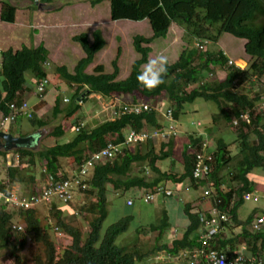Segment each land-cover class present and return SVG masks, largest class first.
Returning a JSON list of instances; mask_svg holds the SVG:
<instances>
[{
	"label": "trees",
	"instance_id": "1",
	"mask_svg": "<svg viewBox=\"0 0 264 264\" xmlns=\"http://www.w3.org/2000/svg\"><path fill=\"white\" fill-rule=\"evenodd\" d=\"M33 7L44 3L45 0H28ZM38 1V2H37ZM49 1V0H46ZM101 0H91L95 5ZM110 6V20L141 22L146 20L151 28L152 35L133 37V48L139 57L134 60L128 75L117 79L119 67L112 61L113 71L105 73L103 65H97L93 72H87V66L94 61L98 51L105 47V40L99 30L93 32V41L89 43L86 34L73 37V42L81 47L84 56L80 58L70 72L64 66H58L56 73L69 85L75 86L74 97L86 99L91 94L101 97L112 95L128 96L122 100L123 107H129L137 102L148 104L149 109L139 114L122 113L119 108L113 119H106L94 126H80L68 141L55 143L44 148H18L14 152L19 156L18 166L7 167V179L10 184L32 183L34 181V166L39 161L44 173L43 181L48 174L54 179L69 178L70 173L62 169V160L75 164V170L88 160L91 154L108 143H121L127 129L141 131L156 129L160 132L168 129L167 115L171 111L172 118L178 123L186 104L197 98L212 102L220 114V120L232 125L235 119L249 113L250 123L240 122L237 127L236 139L239 142V151L236 156L230 179L222 174L232 156L227 149L223 138L216 140L215 148L209 153L212 171L207 180H201L200 185L209 181V191L212 205L220 212H227L232 223L242 226L241 235L251 238L253 244L260 241L264 247V232L252 234L247 229L251 216L244 222H238L237 209L243 203L242 193L252 190L255 181L249 177L254 168H264V114L261 111V96L259 91H253L264 75V0H108ZM17 6L1 1L0 21L12 24L15 22ZM185 30L190 46L184 48L179 58L169 64L168 76L165 83L154 90H147L137 81L141 65L148 60L151 47L148 45L155 39L165 38L172 26ZM229 33L244 39V52L249 55L251 62L248 67L241 68L228 58L222 49L209 51L200 44L217 42L220 34ZM198 43L196 46L195 44ZM207 45V44H206ZM48 50L42 45L34 48L21 46L18 50L9 48L1 52L0 63V115H8L9 103L23 98L26 90L25 71H31L36 81L47 78L45 63L48 61ZM219 70L224 77H215ZM210 73V80H203L204 73ZM197 84V85H196ZM245 84L250 89L245 88ZM192 85H194L192 87ZM252 92V93H251ZM78 95V96H77ZM83 95V96H81ZM167 98L170 105H166V112L160 113L159 103ZM63 97L56 95L53 105V114L60 113V103ZM64 101V100H63ZM69 101V99L67 100ZM65 101V102H67ZM41 104V102H40ZM36 105V110H38ZM80 109L76 100L73 108L65 111V117H71ZM167 120V123L165 121ZM30 121L42 128L44 120ZM14 123V122H13ZM213 123L217 120L213 119ZM77 124V122L75 123ZM12 133L10 130L8 131ZM212 128L203 133H191L190 142L183 151L182 170L176 172L163 170L156 165L159 160L170 158L174 151L175 137L159 138V148L151 144L149 139L142 142H132L121 147L111 160L96 163L86 177L83 194L88 197L87 203L81 207L89 224V230L84 232L76 223L68 221L58 202L50 206L42 204L43 209H18L11 211L6 206H0V255L9 257L14 264H157L155 256L159 253L170 255L181 251L194 250L201 245L197 232L203 229L201 214L192 212V205L185 204L184 210L189 224L182 237L173 239L170 243H158L159 236L169 225L165 209H162L157 222L149 224L147 229L156 230L157 235L151 244L135 243L129 246H119L116 239L130 226V215L121 217L103 230V222L107 217V194L109 186L114 191L125 192L130 188L142 189L144 192H153L157 186L167 188L171 181L175 190H180L186 182L190 186H197L193 169L197 152L201 151L204 135L209 138ZM210 133V134H209ZM63 134L61 125L48 131L49 137H59ZM253 136V140H250ZM211 148V147H210ZM210 148L208 150H210ZM7 154L0 149V155ZM139 164H145L151 175L138 174L133 169ZM145 167V168H146ZM42 173V174H43ZM237 181V187L230 181ZM7 182V183H8ZM228 183L223 186V183ZM259 184V183H258ZM6 185L0 182V188ZM264 188V184H259ZM262 188V189H263ZM164 195H172L171 194ZM58 203V204H57ZM57 204V205H56ZM207 218H211L205 212ZM18 220L22 229L13 228V221ZM229 224L223 222L222 225ZM141 229V228H140ZM54 231L58 235L68 237L70 244H59L54 239ZM139 230L136 229V233ZM229 242V243H228ZM231 239H223L216 234L210 244L224 251L228 258L235 253L224 250ZM233 248L230 247V250ZM184 259H190L189 256ZM196 264H206L203 258H198Z\"/></svg>",
	"mask_w": 264,
	"mask_h": 264
},
{
	"label": "rangeland",
	"instance_id": "2",
	"mask_svg": "<svg viewBox=\"0 0 264 264\" xmlns=\"http://www.w3.org/2000/svg\"><path fill=\"white\" fill-rule=\"evenodd\" d=\"M8 1L17 6L16 23L15 24H0V62H1V50L6 51L9 48L13 50H18L21 46H26L29 48L36 47V35L39 34V38L44 41V46L50 51L53 52L52 59L49 61L48 65H45V70L48 74L47 79L49 84L46 88V91L41 99L33 93L25 92L26 99L29 101L34 108V118L39 120H44L46 125L40 130L36 131L39 128L37 125H34L30 119L19 118L14 123L5 124L0 126L2 131H11L14 135L25 136L29 134H34L37 132L41 133V138L38 145L33 147L34 149L44 148L45 146H51L55 143H63L72 138L75 132L76 126H94L96 123H99L106 119L114 118L115 112L123 107L122 100L127 101L130 98L128 96H118L121 100H115L116 96L112 95L110 97H96L89 95L86 99H81L80 109L73 114L71 117H65V111L69 108H73L77 98L74 97L75 86L65 83L59 75L56 73V68L58 66H64L68 71L73 72V68L76 65L77 61L84 56V52L78 44L73 42V37L86 34L89 43L93 41V32L99 30L104 38L106 44L103 49L98 51L95 55L94 61L87 66V72H93V68L97 65H103L105 73H111L113 71L112 61L115 60L117 66L119 67V73L116 77L117 79L125 78L129 71L130 66L135 59L139 57L138 53L133 48V37L137 35H142L145 37H150L152 35L151 28L146 20L141 22H131L128 20L121 21H111L110 20V6L108 0H101L99 3L92 5L91 0H49L44 1L48 3L46 9L51 7L52 9L57 8L56 12L46 13L45 16H40L38 18L42 26V29H29V16L25 19V15H28L29 4H32L28 0H0ZM82 1V2H81ZM78 2H80L78 4ZM92 5L93 7H91ZM60 8V9H59ZM35 21L36 25L38 23ZM24 25L25 28L21 27ZM245 40L235 37L229 33H222L219 36L217 42L204 43L209 51H215L217 49H222L226 52L228 58H230L233 63L239 65L241 68L248 67L251 59L249 55L244 52L243 44ZM207 44V45H206ZM151 47V51L148 54V59L150 57H156L158 55H165L169 58L170 63H174L184 50L190 46L188 38L185 35V30L178 26H172L169 29V32L165 38L155 39L152 43L148 44ZM60 50V53L58 51ZM204 74L203 80H210L211 76L208 72ZM26 84L31 83L35 85L36 79L31 71H25L24 73ZM215 77L222 79L224 73L217 70L215 72ZM197 85V84H196ZM194 85H192L193 87ZM250 89L249 86L245 84V88ZM31 89V88H30ZM253 91H259L262 95L264 94V75L260 78L258 83L252 88ZM31 92V90H30ZM252 93V92H251ZM24 95V94H23ZM24 95V96H25ZM56 95L61 97H68L69 101H61L60 108L62 111L53 114V105ZM78 96V95H77ZM83 96V95H81ZM41 99V100H39ZM39 100V101H38ZM36 101L37 104H33ZM79 101V100H78ZM41 102V104H40ZM158 109L160 113L166 112V105H170V102L167 98H164L162 103H159ZM36 105H38V110H36ZM213 119L217 120V123H213ZM220 114L216 108V105L212 102L203 100L202 98L195 99L192 103H187L185 111L181 114L180 120L177 125L178 134L175 137L174 151L170 158L159 160L156 162V165L159 168L164 170L180 171L183 167V151L186 148V145L189 144L190 139L189 135L191 133H203L208 128H212V135H209V144L212 151L215 148L216 140L218 138H223L227 143V149L230 151V159L227 163V167L224 169L222 174L228 180L230 179V172L233 171L235 158L239 151V142L236 139L238 130L236 127L225 124L220 120ZM77 122V124H75ZM167 123V120L165 121ZM62 124V125H61ZM57 125H61L64 129L63 134L59 137H49L48 131L54 128ZM210 134V133H209ZM250 140H253V136H250ZM151 144H155L156 149L159 148V141L151 140ZM209 152V151H208ZM17 153L8 151L5 155H0V182L8 185L11 191L17 195L25 194L29 192L36 185L39 186V183L43 181L44 173L41 171L42 167L37 161L35 164L34 172V181L32 183L24 184L13 182L10 184L7 179V167L18 166L20 164L19 156ZM63 164V171L70 173L75 164L70 162L68 163L65 160L61 159ZM145 164H139L135 166L133 171L138 174H143V171L147 172L148 175H151L149 168H145ZM65 168V169H64ZM43 173V174H42ZM249 177L258 182L259 184L264 183V168H254L249 174ZM8 182V183H7ZM200 185L199 191H195V195H204L206 202L202 208L211 207L210 198L211 194L207 193L211 188L210 182ZM228 183H223V186H226ZM231 185L237 187V181H230ZM189 185L188 182L184 186ZM192 185L191 187H193ZM198 186V185H197ZM173 188L175 190L174 184L169 181L167 188ZM110 193L107 194V217L103 222V230L110 224L114 223L121 217L130 215L131 221L128 229L119 235L116 239V243L119 246H129L135 243H141V245L151 244L155 237V232L149 231L146 227H143L142 231L136 233L135 227L140 224L146 226L148 224H153L160 216V211L162 208L165 209L167 204L175 203L183 210L184 200H188L184 193H180L179 197L182 199H177L178 197L173 195H166L164 202L160 194H153V198L150 200L144 199V196L137 197L133 199V205H126L125 200L127 197L132 196V194H127L126 192H117L108 187ZM184 188V187H183ZM142 190V189H141ZM82 189H76V193L71 200V202L64 204H59L63 210L64 217L68 221L76 223L84 232L89 230L88 221L85 218L84 212L81 211V207L87 203L88 197L83 194ZM134 197V196H133ZM184 198V199H183ZM263 204V200L260 199V202H253V198L243 200V203L238 208L239 219L244 220L251 216L250 211L254 206ZM48 204V206H50ZM9 207V206H8ZM41 211L43 206H36ZM11 211L15 208L9 207ZM250 213V215H249ZM249 215V216H248ZM186 219V218H185ZM18 220L13 221V225H18ZM227 222L231 223L230 220ZM225 227V225H223ZM181 231H185L184 227L179 226ZM224 229V228H223ZM141 230V229H140ZM54 239L59 244H70L68 237L58 235L54 231ZM11 261L9 257L0 255V264H8Z\"/></svg>",
	"mask_w": 264,
	"mask_h": 264
},
{
	"label": "built area",
	"instance_id": "3",
	"mask_svg": "<svg viewBox=\"0 0 264 264\" xmlns=\"http://www.w3.org/2000/svg\"><path fill=\"white\" fill-rule=\"evenodd\" d=\"M196 46L198 43L195 44ZM200 48H203V44H200ZM233 63V62H232ZM46 65L49 63L46 62ZM49 84L47 78L41 79L36 82L35 85L31 86L33 93L42 99L46 88ZM63 100L67 101L68 97H63ZM81 101V98H79ZM260 109L264 114V95L261 96V105ZM149 109L148 104L144 102H137L135 104L129 105V107H122V113H132L139 114L142 111H147ZM34 108L33 105L29 103L26 98H22L19 101H12L9 103V113L8 115H1L0 117V126L5 124H11L19 118L32 119L34 117ZM114 115H117L115 112ZM115 117V116H114ZM168 129L160 132L159 130L152 129H143L141 131H136L133 129H127L124 141L121 143H108L105 147L98 149L93 152L88 160L81 164L78 169H76L69 178L64 179H54V177L48 174L45 178V181L39 183L40 187L36 185L29 192L25 194H14L6 185L3 189L0 188V206H6L7 208L18 209H33L36 206L42 204H50L52 202H59L67 204L73 199L76 189L86 187V177H88L90 171L93 169L94 164L102 163L107 160H111L118 153H122V145L129 144L135 141L142 142L144 140H157L159 138L168 139L172 135H176L178 132V127L172 118L171 111L167 115ZM240 122L246 124L250 123L249 113H245L235 119L232 122L233 127H238ZM80 126H76L75 130H78ZM204 141L201 145V151L197 152L196 162L193 169L194 179L197 180L198 185H200L201 180H207L212 171V163L209 158V153H211L209 138L204 135ZM209 151V152H208ZM17 155V154H16ZM18 156V155H17ZM207 182V181H206ZM209 183V182H208ZM211 184V183H210ZM5 185V184H4ZM209 190L208 188H206ZM171 194L173 190L165 188L163 186H157L154 188L153 192L144 193V199L150 200L153 198V194L157 193ZM261 193L258 192V189L245 190L242 193L243 200L253 198V202H258L261 198ZM262 194L264 195V188L262 189ZM141 196V197H142ZM128 204H131V199L128 200ZM9 206V207H8ZM211 218H207L205 215H201V221L203 222V229L200 235L201 245L194 250L181 251L179 254L170 255L168 253H159L155 256L156 260H163L167 258H174L178 260L180 264H196L198 258H203L206 261V264H216L221 257H224V264H264V257L259 259H250L245 257L241 253H235L231 258H228L227 254L215 248L210 244L211 240L216 234L221 231L224 226L223 222H227L230 218L227 212H220L215 207L212 208L210 212ZM23 225H13V228L22 229ZM251 231L255 233L264 232V212L255 214L253 219L249 223ZM189 256L190 259H184V257Z\"/></svg>",
	"mask_w": 264,
	"mask_h": 264
},
{
	"label": "crops",
	"instance_id": "4",
	"mask_svg": "<svg viewBox=\"0 0 264 264\" xmlns=\"http://www.w3.org/2000/svg\"><path fill=\"white\" fill-rule=\"evenodd\" d=\"M79 3L80 2H78V4ZM47 5H48V3H42V4L37 5L36 8H34L32 4H29L27 7H25V8H28L27 9L28 10V15L24 14V16H25V19H27L28 16H29V21L27 22L29 24V26H28L29 29H31V30L33 28L37 29V30L42 29L41 24L38 23L39 22L38 18L40 16H45L46 13L56 12V10H58L57 8L52 9L51 7H49V9H46L47 7H45V6H47ZM90 6L93 7L92 5H90ZM0 7H1V1H0ZM16 12H17V9H16ZM35 21L38 23V25H36ZM1 23L4 24L3 22L0 21V24ZM15 23H16V16H15V22L12 23V24H15ZM21 27L25 28L24 25H21ZM35 39H36V43H37L36 47L38 45H40V44H42L44 46L45 43H44L43 40H41V38H39V34L36 35ZM1 51H3V50H1ZM48 52H49V54H48V61L47 62L49 63V61L52 59L51 58L52 57L51 54L53 52H50L49 50H48ZM58 53L61 54L60 50L58 51ZM36 82L37 81H35L34 84H36ZM31 86H33V85H31V83L30 84L29 83L26 84V90L24 91V95H25V92H27V95L29 93H33V90H32ZM30 90H31V92H30ZM24 95H23V98L26 97V95L25 96ZM92 95L95 96V98L96 97H101L98 94H92ZM42 99H44V98L42 97ZM77 99L79 100V98H77ZM39 100H41V99H39ZM115 100H121V98L116 97ZM38 101H36L33 104H37ZM78 102H80V101H78ZM0 117H1V115H0ZM111 119H113V118H111ZM62 129H63V127H62ZM38 130H40V128H37L36 131H38ZM63 131H64V129H63ZM38 133H40V132H38ZM75 167L70 172V174H69L70 176L75 171ZM145 171H144V173L147 174V172H145ZM200 187H202V186L198 185V186L191 187L190 185H187V186H184V188L182 187L180 190H174L173 188H170V187H168V189L173 190V194H175L178 197L177 199H182V198L179 197L181 192L185 194L184 198L185 197L187 198V196H188V200H184V207H185V204H187V203L191 204L192 205V209H191L192 212H195V213H199L200 212L201 215L202 214L205 215V212H208L210 214V212H211V210L213 208L212 199L210 198L211 207L202 208L201 206H204V204L206 202L205 196L204 195H199V194L195 195V193L197 191H199ZM262 188L263 187L259 186L258 182H255V187L253 189L254 190L258 189V192L261 193L260 194L261 195L260 199L263 200V204L258 205V206H254L252 208V210L250 211V213L252 212L250 221L253 219L255 214H259V213L264 212V195L262 194ZM126 191H128L127 194H132V196L127 197V199L125 200V204L129 205V206L133 205V199L134 198L141 197L145 193L141 189H138V188H135V187L130 188V189L126 190ZM160 196H162V200L164 202V198H165L166 195L160 194ZM129 199H131V204L127 203ZM258 202H260V200H258ZM258 202H255V203H258ZM175 203L167 204L166 207H164L166 212H167L169 225H168V227L166 229L163 230L162 236H159L158 243H165V242L170 243L173 239L182 237V235L184 234L185 231H181L179 226L184 227L185 230H186V228H187V226L189 224V219H188V216L185 213L184 208H183V210H181V208L178 206V204H175ZM237 212H238V209H237ZM160 213H162V211H160ZM250 213H249V215H250ZM237 219H238V222H244L246 220V219H244V220L239 219L238 213H237ZM155 222H157V220ZM148 225L142 226V225L138 224L135 227V230L138 229L139 231H142L143 227L147 228ZM140 228H141V230H140ZM241 229H242V226L240 224H238V223L235 224V223L231 222L229 224H226L224 229L219 231L218 235L220 234L223 239H231L232 240L231 244H228L229 242L227 243L228 245L226 246V248H224V250H226L228 252H231V253H241L245 257L250 258V259H259L260 257H264V247H263V245H261L262 243L260 241H258L257 244H253L251 238H246V237L241 235V232H242ZM247 229L251 231L249 226L247 227ZM153 232H155L154 235L156 236L157 235L156 230H154ZM201 232H202V228H201V230H199L197 232L198 239H200ZM252 234H254V233L252 232ZM230 247H232L233 249L230 250ZM156 263L157 264H180V262L178 260H175L174 258H167V259H163V260H158V262H156Z\"/></svg>",
	"mask_w": 264,
	"mask_h": 264
},
{
	"label": "clouds",
	"instance_id": "5",
	"mask_svg": "<svg viewBox=\"0 0 264 264\" xmlns=\"http://www.w3.org/2000/svg\"><path fill=\"white\" fill-rule=\"evenodd\" d=\"M169 64V58L163 54L154 58L150 57L145 64L141 65L137 75L138 83L149 91L160 87L166 82L165 77L168 76ZM224 259L221 257L216 264H224ZM8 264H14V262L9 261Z\"/></svg>",
	"mask_w": 264,
	"mask_h": 264
},
{
	"label": "water",
	"instance_id": "6",
	"mask_svg": "<svg viewBox=\"0 0 264 264\" xmlns=\"http://www.w3.org/2000/svg\"><path fill=\"white\" fill-rule=\"evenodd\" d=\"M40 138L41 133L38 132L19 136L0 130V149L8 152L18 148H33L38 145Z\"/></svg>",
	"mask_w": 264,
	"mask_h": 264
}]
</instances>
